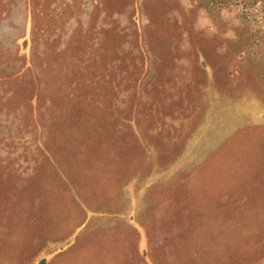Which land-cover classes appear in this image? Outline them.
Wrapping results in <instances>:
<instances>
[{
  "label": "rangeland",
  "instance_id": "rangeland-1",
  "mask_svg": "<svg viewBox=\"0 0 264 264\" xmlns=\"http://www.w3.org/2000/svg\"><path fill=\"white\" fill-rule=\"evenodd\" d=\"M0 264H264L261 0H0Z\"/></svg>",
  "mask_w": 264,
  "mask_h": 264
},
{
  "label": "trees",
  "instance_id": "trees-1",
  "mask_svg": "<svg viewBox=\"0 0 264 264\" xmlns=\"http://www.w3.org/2000/svg\"><path fill=\"white\" fill-rule=\"evenodd\" d=\"M262 1V3L264 4V0H261Z\"/></svg>",
  "mask_w": 264,
  "mask_h": 264
}]
</instances>
